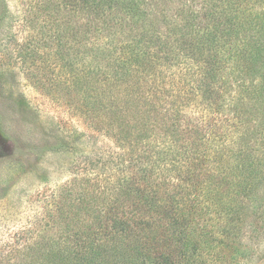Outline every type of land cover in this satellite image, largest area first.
I'll return each instance as SVG.
<instances>
[{
    "label": "rangeland",
    "instance_id": "1",
    "mask_svg": "<svg viewBox=\"0 0 264 264\" xmlns=\"http://www.w3.org/2000/svg\"><path fill=\"white\" fill-rule=\"evenodd\" d=\"M164 1L167 21L177 9L182 16L191 11L197 15L193 22L207 23L210 31L226 14L240 13L234 28L222 31L232 30L223 42L214 36L203 45L209 43L219 58L233 54L239 70H250L253 82L241 76L249 91L230 83L227 62L212 72L213 78L199 71L200 46L194 37L178 38L186 54L182 67L138 63L142 75L149 74L144 79L155 77L160 97H154V88L130 91L128 84L101 80L96 67L91 69L94 42L99 45L103 38L97 32L83 34L86 20L69 12L63 0H0V264H48L51 241L90 223L96 214L85 199L115 179L128 191L120 201L133 226L115 238H101L107 261L99 264H154L158 253L173 264H264V0ZM114 18L111 13L107 21ZM148 22L134 27L142 29ZM155 23L165 24L161 14ZM106 63L99 59L97 66ZM202 80L213 85V96L204 87L197 91ZM164 90L172 92L163 95ZM250 92L256 93L253 99ZM152 102L160 104L164 125L148 131L147 154L159 140L195 158L170 162L165 184L157 165L144 180V174L139 176L136 189L128 188L138 166L122 170L113 163L139 152L136 142L146 132L135 117V105L145 108ZM236 173L244 183L235 194L227 183ZM81 193H86L84 200L78 198ZM172 201L179 203L174 218L166 216ZM128 205L140 206L136 215H129ZM219 211L228 212L223 216ZM236 217L241 219L226 234L224 226L233 227Z\"/></svg>",
    "mask_w": 264,
    "mask_h": 264
},
{
    "label": "trees",
    "instance_id": "2",
    "mask_svg": "<svg viewBox=\"0 0 264 264\" xmlns=\"http://www.w3.org/2000/svg\"><path fill=\"white\" fill-rule=\"evenodd\" d=\"M63 2L69 8V12H73V14L77 13L79 15H83V18L86 20L82 29L83 34L86 32L88 34H91L92 36V32H97L103 38L102 43H100L99 45L94 42L97 51L93 53L91 62L88 61L91 64V69L92 67H96V74H101V80H112L118 85L128 84L130 91L139 88L142 90L154 88L156 91L154 97H160L158 95L159 86H157L155 82V77L151 79V77L148 76L144 79V74H149L144 72V74L142 75V70L138 63L160 62L163 65L172 63L177 68L182 67V64L185 63L184 61L186 59V54L184 52V46L181 45L183 47H180V45L178 44L179 37H183L182 39L186 40L189 37L198 39L197 42L201 48L197 47V53H200V55L196 59V63H198L197 65H200L201 67L199 71L202 70V72L204 71V73L208 71V75L211 74L209 75L210 78H213L212 75L214 74H212V72H217L222 67V65L224 66L225 62H227L228 78L230 79V83L232 82L237 85V89H246V81L244 82L243 80L245 76L248 77L251 82H253L254 80L255 75L251 74V72H249L250 70L246 72V70L244 69L239 70L237 68L233 54H228L225 58H219V55L217 53H211L209 43L207 44V46L203 45L208 41V38L213 39L214 36L215 39L218 38L219 41L223 42V37H227V34H229L232 30H228L225 32L222 31L229 29V27L234 28V26L240 20L239 12L235 15L226 14V19L223 22L218 21V23H216L217 21H215L214 24L216 25V28L213 27L214 30L210 31L208 29L209 25L207 23H202L204 25L201 26V21H198V26L193 22L197 15L194 16V13L191 11L189 12V14H185L184 16H182V11L177 9L176 13L174 14V19L167 21L166 14L163 12V3H166V1L164 0H63ZM236 8L238 7L231 6L230 10ZM111 13L113 15L115 14L113 23H109L107 21V17ZM212 13L219 14V12H216L214 10L211 11V14ZM159 14H161V20L165 24L157 25L155 23V20H157ZM208 15L210 14L208 13ZM223 15L224 14H220V16ZM147 19L149 20L148 26H143L142 29H136V27H134V25H136L138 21H142V23H144ZM207 20H209V18ZM172 23L173 26L170 25ZM114 42L116 44H119V46L115 45ZM101 44L105 45V47L102 48L104 49L103 51L99 52ZM245 45L243 47H245ZM253 47L254 45H252L250 49L252 53ZM86 52L87 51L84 50V54ZM84 54H82L83 57L81 56V58L85 61L86 55ZM116 54H118V56ZM128 58H131V61H125ZM99 59L105 60L107 62L105 64L106 66H104L103 68L97 66ZM85 64L89 67L87 63H84V65ZM174 71L175 69L173 68L171 71L172 75H174ZM155 73L156 72H153L152 76H155ZM102 74L104 75V78ZM177 74L178 70L176 71L175 76H177ZM241 76H243L244 78L242 79ZM149 79L152 80L151 83L148 82ZM147 83L149 84L147 85ZM203 87L209 95L213 96L212 84L202 80L201 84L196 85L197 91H200L201 89H203ZM246 91L249 90L246 89ZM171 92L172 91L164 90L163 95ZM215 93H217V91ZM254 94L256 93L250 92L248 94V97L250 99H253ZM137 97L139 98L140 96L138 95ZM143 104L146 105L145 103ZM238 104L242 103L238 102ZM135 106L138 108L135 117L141 124L143 123L142 125L144 126L142 127V129H144L146 132L145 134L142 133V136H139L137 140L138 142H136V146L138 147L139 152H137V149V153H135V151H130L129 155L122 156V158L124 157L126 159H121L123 161L119 163L114 161L113 164H115L116 166L121 165L123 168L122 170L129 169L132 165L133 167L138 166V169L134 174H137L138 172L139 173L133 180H131V182H129L128 188L135 187L136 189L139 186V176H141V174H144L143 176H141V180H144L149 170L156 168L157 165H161L159 169V175L161 180L164 182L161 183L165 184V179H167L165 170L167 169L169 171V169L172 168L170 167V162L174 163L178 162L179 160L182 161V159L193 160L195 157L186 156L184 155L185 152H183V154H178V152H175V146L173 145V143H168L167 141L160 142L159 140L154 141L152 149H149L152 151V154H147L146 146L148 145L150 147V142H147V139L150 138V134L148 131L158 129L160 126L164 125L162 124L163 119L162 117H160L161 113L159 110H157L160 104L156 105L154 102H152L150 105L151 107L147 105L145 106L146 109L143 105H140L138 107V104H136ZM109 107L112 106L109 105ZM115 109L118 110L115 111V113H119V108L115 107ZM112 113H114V110L112 111ZM243 120L240 119L238 122H245L244 118ZM170 121L172 123L175 122L172 117L170 118ZM193 129L194 127L192 126V129L190 128V130L193 131ZM260 131V129L259 131L257 129V132L260 133ZM210 133L213 135L216 134L215 136H218L214 129H211ZM144 140L146 141V144L144 142L145 146H141L139 148V143ZM232 155L238 158L237 154ZM180 167L182 168V166ZM161 172H163L164 174ZM182 172L186 175H189V173L184 169L182 170ZM111 177L113 178V180L115 179L113 176ZM222 179L225 180L226 183L228 182V178L226 176L222 177ZM230 181L231 186L235 188L234 191L236 194V191H238L241 187L240 182L244 183V181L240 177L239 173H236L233 178H230L229 182L227 183L228 185H230ZM151 183L157 184V186H159V182ZM121 185L122 183H119V180L115 179V181L111 182V185L108 188L102 185L101 190V188L98 186L100 191L98 195L96 194V196H87V198L85 199L83 197L86 196V193L79 194L78 198H81V200L85 199L87 206L90 205L91 210L95 212L96 216L95 218H92L90 223H87V225L85 227H82L80 230H70L65 233L61 232L60 234H58L56 239L54 238L48 246V250L46 253L48 264H99L104 259L107 261L105 249H102L100 246L102 245L100 244V242L103 241H100L101 238H115L116 236L121 235V233L129 231L130 227L133 226H130V223L127 221L128 214L123 209L125 207L123 205V202L120 201L126 199L128 194V191L122 189ZM170 189L173 191L176 190V187H170ZM136 192H138V190H136ZM171 204L172 207L168 208V213H166V216L174 218L175 214L173 213V211H177V206L179 205V203L178 201H172ZM127 207L131 208L129 209V215H136L138 207L140 206L132 207L128 205ZM191 212V210L187 211V213ZM227 212L228 211H219L218 213L224 216V214ZM233 216L234 212L232 211L230 217L233 218ZM123 219H125L126 221ZM240 219L241 218L236 217V219L232 220L233 227H231L230 225L229 228L224 226L225 233L227 234L230 230L234 229L236 222ZM140 220L142 221L141 218ZM172 223L176 228V221H173ZM142 224L145 226L149 225V227L152 226L150 222H145ZM135 227L137 228L138 225H136ZM202 235H205V233H202ZM154 243L158 244L157 240H155ZM134 249L139 256L140 250L136 244ZM155 251L157 252V250ZM188 256L191 257L190 254ZM155 259L156 263L154 264H173L170 259L162 256V254L160 253L156 255Z\"/></svg>",
    "mask_w": 264,
    "mask_h": 264
}]
</instances>
